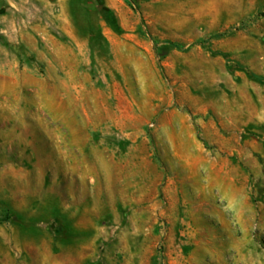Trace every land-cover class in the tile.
Listing matches in <instances>:
<instances>
[{
	"label": "rangeland",
	"instance_id": "374dc122",
	"mask_svg": "<svg viewBox=\"0 0 264 264\" xmlns=\"http://www.w3.org/2000/svg\"><path fill=\"white\" fill-rule=\"evenodd\" d=\"M22 1L42 23L43 0ZM47 1L86 52L60 66L82 90L59 104L39 37L15 49L26 91L0 94V264H264V0ZM111 151L147 160L123 170Z\"/></svg>",
	"mask_w": 264,
	"mask_h": 264
},
{
	"label": "crops",
	"instance_id": "0c3cea01",
	"mask_svg": "<svg viewBox=\"0 0 264 264\" xmlns=\"http://www.w3.org/2000/svg\"><path fill=\"white\" fill-rule=\"evenodd\" d=\"M5 2H8L13 9H8L11 12V15H1L0 16V36L3 38V43L0 39V47L3 45L4 47H12L13 51L6 52L5 61L3 64H0V78L5 79L12 85H16V87L12 90L5 91V93H0L1 95L6 94L5 96L9 95H20L23 94L26 89L23 87L21 74L25 72L24 66H23V59L22 56L18 54L15 49L27 47L28 46V40L35 37L34 34H36L39 39L38 41L42 44L43 50L41 52H36V49H32L30 51L34 56H36V59L44 63L47 67L53 66L56 71H60L64 74V77H61V75H55L54 79L57 82L58 89L56 91V96L58 97V103H74L76 100V96L81 93L82 89H78L77 85L75 84L74 75H73V68H70L68 72L66 73L64 71V68H60V66L63 64L62 61L65 60L64 58L68 57V63L71 64L72 61H75L76 56L83 55L86 52L83 51V46L78 41H76L71 34L70 29H68L65 25H62L60 22L61 17L59 16H53L51 19L50 16H48L47 13L52 14L51 12L45 11L47 7H49V2L47 0H43L44 6L42 9L41 17H38L43 22L39 25L28 27L25 24V21L23 20L24 17H26V11L27 8H25L22 4L23 1L15 2L14 0H5ZM36 18V17H35ZM28 29H31L33 34H31ZM57 33L60 35L61 33L67 34V36L72 39L69 40L70 43H74V48L71 50V47L68 48L64 47L61 43V41L57 40L56 36L54 35ZM73 46V44H72ZM84 52V53H83ZM63 59V60H62ZM67 74V75H65ZM68 79L69 84L68 87L64 84V82H61L62 79ZM71 82L73 84H71ZM62 84V86H61ZM68 97V99H67ZM72 97V100H71ZM84 125L88 126V123H83ZM211 126H215V123H209ZM232 125V123H229ZM55 127H58L59 129H68V134L71 136L72 129H75L77 126V123H54ZM199 127H204L203 123H198ZM114 126L116 128L120 127V123H114ZM181 127V125H180ZM69 136V137H70ZM60 138V137H59ZM192 138V137H191ZM129 139V138H128ZM179 142L183 143V141H186L185 137L181 135L179 137ZM193 139V138H192ZM119 142V141H118ZM132 141V145H133ZM165 142L167 144L169 143L171 145V155L170 158H176L180 160L187 161V155H181L176 152L174 145V139L167 137ZM194 142V139H193ZM58 143H61L60 139L58 140ZM120 143V142H119ZM124 143H120V145H123ZM129 147L132 148L130 145ZM122 152V151H111L106 152V159L116 160L118 163L117 165L121 168L126 167H132L136 168L137 170H140L141 159H146V157H141L140 153L137 152ZM82 154V153H81ZM70 156V155H69ZM154 156V153H150L148 155V166H152L154 170L157 169V164L153 162V159H151ZM149 167V168H150ZM227 172V171H226ZM151 179H149V182ZM155 183V179H154ZM168 190H166L167 192ZM169 192V191H168Z\"/></svg>",
	"mask_w": 264,
	"mask_h": 264
}]
</instances>
